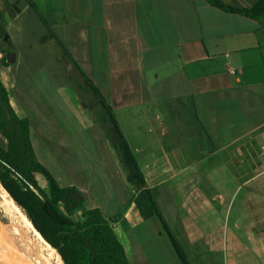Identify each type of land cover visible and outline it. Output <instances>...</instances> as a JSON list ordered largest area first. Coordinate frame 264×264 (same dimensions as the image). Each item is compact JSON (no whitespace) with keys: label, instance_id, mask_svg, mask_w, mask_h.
I'll list each match as a JSON object with an SVG mask.
<instances>
[{"label":"crops","instance_id":"obj_1","mask_svg":"<svg viewBox=\"0 0 264 264\" xmlns=\"http://www.w3.org/2000/svg\"><path fill=\"white\" fill-rule=\"evenodd\" d=\"M7 1L15 15L5 12L2 22L15 54L11 64H0V80L16 114L19 111V117L28 119L35 155L37 142L44 145V140L51 138L65 144L61 139L66 137L67 122L62 118L66 110L78 131L89 136L91 145L85 154L102 170L108 169L118 186L131 187L111 143L112 128L92 102L81 99L82 92L91 90L65 55L66 49L116 119L115 109L136 116L131 132L117 122L146 188L188 262L197 264L198 259L203 264L200 259L218 252V248L213 242L205 244L198 239L194 250L183 229L177 235L176 228L183 225L174 195L176 187L181 192L194 191L193 183L198 181L207 201L206 212L213 213L216 225L219 221L223 224L222 208L199 182L207 179L218 191L226 181H240L249 173L250 182L258 176L251 172L249 154L254 140L260 144L264 141V19L227 13L206 0ZM221 1L248 8L258 0ZM3 2L0 0V9ZM25 9L40 22L39 29L24 19ZM34 71L42 74V80H32ZM36 92L44 96L37 99ZM50 95L57 99L53 107ZM34 99L43 101L39 113ZM40 116L44 118V132L50 133H42L37 120ZM76 141L77 145L81 142L79 137ZM78 147V154H83ZM247 160L248 173L228 170L229 165ZM74 183L84 196L78 211L98 208L106 218L115 214L106 212L111 190L103 192L104 199H100L87 182ZM107 184L111 186L112 181ZM48 190L44 178V191ZM114 193L112 200L118 201L122 219L130 224L127 230L120 221L112 224L129 264H150L139 245L128 238L130 229L147 224L152 225L154 240L163 249L160 264H183L160 218L154 215L141 220L134 204L129 203V195L123 197L119 190ZM249 240L264 244V239Z\"/></svg>","mask_w":264,"mask_h":264},{"label":"trees","instance_id":"obj_2","mask_svg":"<svg viewBox=\"0 0 264 264\" xmlns=\"http://www.w3.org/2000/svg\"><path fill=\"white\" fill-rule=\"evenodd\" d=\"M206 2L227 13L254 20L264 19V0H258L248 8H235L221 0ZM29 5L36 11L31 2ZM5 12L10 16L15 15L7 0H4L0 9V64L8 66L13 62L15 50L2 22ZM36 13L39 15L37 11ZM64 53L91 90L89 93L82 92L81 99L87 103L92 102L102 113L106 125L112 128V146L126 171L128 183L136 190L129 203L134 204L141 220L157 215L182 263L190 264L172 230L162 218L151 191L146 188L144 176L112 109L66 49ZM0 134L6 142L5 146L0 142V185L44 241L56 251L62 263L129 264L112 226L114 222L120 221L125 230L130 227V224L122 219L123 212L106 218L98 208H94L83 211L76 219L75 212L84 201L83 194L75 186H60L49 170L39 162L31 143L28 119L16 114L1 80ZM34 172L40 173L48 182L47 193L33 178Z\"/></svg>","mask_w":264,"mask_h":264},{"label":"rangeland","instance_id":"obj_3","mask_svg":"<svg viewBox=\"0 0 264 264\" xmlns=\"http://www.w3.org/2000/svg\"><path fill=\"white\" fill-rule=\"evenodd\" d=\"M21 1L24 2V0ZM22 12L27 22L32 23L34 28H40V22L33 17L29 10L25 9ZM6 15L8 14L6 13ZM32 76L34 77L32 80H42V74L38 71H34ZM2 78L3 81H5L4 77ZM52 86L53 85H51V87ZM42 94L44 96L43 92ZM42 94L36 92V98L40 99ZM49 98L50 106L53 107V102H57V99L51 95ZM33 102L36 103V111L39 113L41 111L39 103L43 101L34 99ZM93 107L98 111L95 106ZM16 111H18V109ZM114 112L119 123L122 126L125 125L126 129L130 132L133 131L132 129H134L137 120L136 116L130 114V112L122 114V111L119 109H115ZM17 114L21 116L19 111ZM62 118L67 122V126L65 125L64 127L66 137L61 139L65 144H61L62 142H60V140H53L51 138H49V140H44V145H39L40 142H37L35 151L39 162L49 170L62 187L74 186V184H76L74 182H87L100 199L102 198L103 192L111 190L113 193L109 194V198H106V200H108V209L106 212L107 214L111 213V211L112 213L115 212V214L122 213L123 209H118V201H116L115 198L112 200L115 195V190H119V193L123 197L129 195L131 198L136 192L135 188L132 186L130 187V185H128L130 188L124 185L118 186L116 184V177L111 175L108 169H106V171L102 170L100 166L95 164L91 158L85 154L89 152L91 145L88 140L89 136L78 131L72 115L66 110L63 111ZM37 120L39 121L38 124L40 123L41 125L42 133H50V131L47 130L44 132V118L40 116ZM36 130L39 135V128L37 127ZM53 134L57 133L55 132ZM78 137L81 140L78 144L79 147L76 141ZM0 142L5 146L6 142L1 134ZM258 142V139L257 141H253L252 146L254 148H251V154H249V162L252 165L251 172L252 174H258L253 181L249 182L248 180L250 176L247 172L249 170L247 160L237 165H229L228 170L230 171H234L233 169H235L236 171H241L242 174L245 172L248 174H245L240 181H226L223 190L214 191V185H211V182L207 179L199 182V185L202 186L205 192H208V190L210 191L211 197L217 200L219 206L222 208L225 219L223 224L219 221L218 225H216V221H214L215 219L212 217L213 213L206 212L208 208L206 205L207 201L203 195V191H201V188L197 185L198 181H194L195 183L192 185L195 190L192 191L191 188L189 190L190 192H187V196L185 191L181 192L180 188L176 187L174 195L175 203L179 208L180 222H182L183 225V227L176 228V232L178 231L177 235L180 231L184 230L194 250L196 249L195 247L199 246V242H196L198 239L202 240L205 244L213 242V244L216 245L215 249L218 248V252H209L205 254L203 259H200L203 260V264H264V244H260V242L254 244L249 240L257 239L260 241L264 239V156L260 155L261 147L264 146V141H262L261 144ZM77 147L83 154H78V151H76ZM118 173L117 171V175H119ZM118 177L120 178V176ZM33 178L44 190L43 176L38 172H34ZM107 181H112V185L110 186L107 184ZM241 183L242 185L240 186ZM117 198L119 199V197ZM102 199H104V197ZM82 213L83 212H80V210L75 212V217L82 215ZM21 214L24 215L23 211L12 202L11 198L0 185V223L7 224L14 220L21 222ZM1 231L2 230H0V236L4 234V231ZM128 236L130 242L132 241L134 244L136 243L139 245L150 264H160L163 262V253H161L163 249L160 245H157V239L154 240L155 236L152 225L147 224L134 230L130 229ZM142 237L144 238L142 239ZM8 240L10 241V238ZM222 242H224L223 249L221 247V244H223ZM158 246L161 249H158ZM251 251H253L254 254ZM212 255H214V257H212ZM55 256L57 257L56 263L63 264L56 253ZM195 260L197 264H199L198 259ZM5 262L6 264H15L14 260L11 258H5Z\"/></svg>","mask_w":264,"mask_h":264},{"label":"bare ground","instance_id":"obj_4","mask_svg":"<svg viewBox=\"0 0 264 264\" xmlns=\"http://www.w3.org/2000/svg\"><path fill=\"white\" fill-rule=\"evenodd\" d=\"M21 217V222L14 220L7 224L0 223V230L4 231L2 236L7 239L10 238V241L20 246L23 250L22 252H25L35 264L56 263V251L44 241L25 215L21 214ZM56 255L59 257L57 253Z\"/></svg>","mask_w":264,"mask_h":264},{"label":"water","instance_id":"obj_5","mask_svg":"<svg viewBox=\"0 0 264 264\" xmlns=\"http://www.w3.org/2000/svg\"><path fill=\"white\" fill-rule=\"evenodd\" d=\"M16 243L0 238V264H6L5 258H11L15 264H35Z\"/></svg>","mask_w":264,"mask_h":264},{"label":"built area","instance_id":"obj_6","mask_svg":"<svg viewBox=\"0 0 264 264\" xmlns=\"http://www.w3.org/2000/svg\"><path fill=\"white\" fill-rule=\"evenodd\" d=\"M232 72V71H231ZM260 155L264 156V146L261 147Z\"/></svg>","mask_w":264,"mask_h":264},{"label":"flooded vegetation","instance_id":"obj_7","mask_svg":"<svg viewBox=\"0 0 264 264\" xmlns=\"http://www.w3.org/2000/svg\"><path fill=\"white\" fill-rule=\"evenodd\" d=\"M0 238L4 239L5 237H3V236H0ZM4 240H7V239H4Z\"/></svg>","mask_w":264,"mask_h":264}]
</instances>
